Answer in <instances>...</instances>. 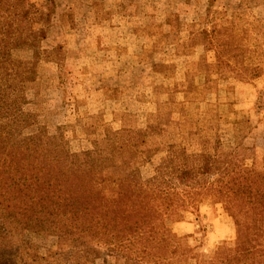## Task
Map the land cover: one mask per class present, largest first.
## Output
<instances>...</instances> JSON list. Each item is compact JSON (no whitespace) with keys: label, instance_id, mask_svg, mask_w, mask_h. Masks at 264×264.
I'll return each instance as SVG.
<instances>
[{"label":"rangeland","instance_id":"rangeland-1","mask_svg":"<svg viewBox=\"0 0 264 264\" xmlns=\"http://www.w3.org/2000/svg\"><path fill=\"white\" fill-rule=\"evenodd\" d=\"M54 1L24 134L42 127L66 154L115 133L144 186L91 205L101 235L85 213L38 232L0 216L17 263L264 264V210L237 195L264 191V0Z\"/></svg>","mask_w":264,"mask_h":264},{"label":"trees","instance_id":"trees-1","mask_svg":"<svg viewBox=\"0 0 264 264\" xmlns=\"http://www.w3.org/2000/svg\"><path fill=\"white\" fill-rule=\"evenodd\" d=\"M54 12V0H46L42 8L30 0H0V216L26 230L38 232L62 214L65 217L72 214L75 218L85 213V232L101 235L99 231L105 229L106 224L91 205L101 201L106 192L118 198L122 191L144 186L133 180L136 169L130 162L115 160L113 150L117 149L118 138L114 136L117 134L108 135L105 147L100 144L95 150L66 154L58 153L61 139L48 135L42 127H38L37 133L24 134L39 125L37 116L26 113L23 107L28 103L27 89L37 79L42 57L40 44L47 37ZM36 23L41 27L33 29ZM24 48L33 51V60L13 59L12 50ZM56 50L60 52L62 47ZM121 164L126 167L124 172ZM182 172L190 177L188 171ZM84 194L90 195L89 199L82 198ZM237 195L239 200L247 202L251 212L258 207L264 210V191L238 190ZM211 197L216 198V195ZM115 200H109L110 204ZM88 248L98 253L95 248ZM88 259L83 263L58 260L57 264H94ZM0 264H18L14 246L3 239H0Z\"/></svg>","mask_w":264,"mask_h":264}]
</instances>
